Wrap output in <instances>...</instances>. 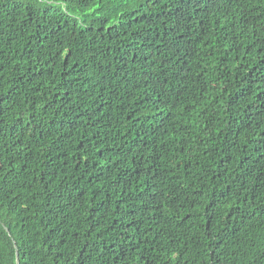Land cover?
I'll use <instances>...</instances> for the list:
<instances>
[{
    "label": "trees",
    "instance_id": "trees-1",
    "mask_svg": "<svg viewBox=\"0 0 264 264\" xmlns=\"http://www.w3.org/2000/svg\"><path fill=\"white\" fill-rule=\"evenodd\" d=\"M264 264V0H0V264Z\"/></svg>",
    "mask_w": 264,
    "mask_h": 264
},
{
    "label": "water",
    "instance_id": "water-1",
    "mask_svg": "<svg viewBox=\"0 0 264 264\" xmlns=\"http://www.w3.org/2000/svg\"><path fill=\"white\" fill-rule=\"evenodd\" d=\"M16 263L19 264V257H18V253L16 252Z\"/></svg>",
    "mask_w": 264,
    "mask_h": 264
}]
</instances>
